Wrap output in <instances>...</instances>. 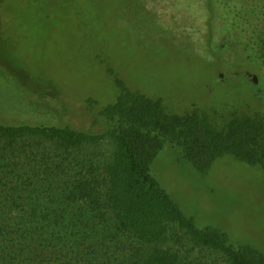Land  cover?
Here are the masks:
<instances>
[{
	"label": "rangeland",
	"instance_id": "rangeland-1",
	"mask_svg": "<svg viewBox=\"0 0 264 264\" xmlns=\"http://www.w3.org/2000/svg\"><path fill=\"white\" fill-rule=\"evenodd\" d=\"M126 1L0 0V121L84 128L90 121L85 99L114 101L115 77L161 98L171 112L197 107L220 115L233 109L264 113V65L239 59L230 48L223 59L215 57V43L232 42L233 35L217 28L212 42L206 41L202 0L188 7L190 0H147L159 22L124 15ZM113 151L108 138L80 145L65 161L71 166L66 178L78 177L77 170L100 175ZM151 172L198 226H215L230 242L264 253L260 167L222 155L201 172L166 144ZM157 245L175 251L179 264H228L221 251L195 243L176 224Z\"/></svg>",
	"mask_w": 264,
	"mask_h": 264
},
{
	"label": "trees",
	"instance_id": "trees-1",
	"mask_svg": "<svg viewBox=\"0 0 264 264\" xmlns=\"http://www.w3.org/2000/svg\"><path fill=\"white\" fill-rule=\"evenodd\" d=\"M147 2L126 1L124 15L159 22ZM202 4L206 41L212 42L217 28L233 35L232 42L215 43V57L223 59L231 49L239 59L264 65V0ZM115 83L114 101L85 99L90 121L84 128L0 121V264H179L175 251L157 245L171 224L195 243L221 251L228 264H264V253L254 246L230 242L215 226H198L151 172L166 144L201 172L222 155L264 170V113L233 109L220 115L197 107L171 112L161 98L117 77ZM104 138L114 151L103 172L77 170L78 177L67 179L71 152Z\"/></svg>",
	"mask_w": 264,
	"mask_h": 264
},
{
	"label": "water",
	"instance_id": "water-1",
	"mask_svg": "<svg viewBox=\"0 0 264 264\" xmlns=\"http://www.w3.org/2000/svg\"><path fill=\"white\" fill-rule=\"evenodd\" d=\"M253 78H254V80H256V77L255 76H253Z\"/></svg>",
	"mask_w": 264,
	"mask_h": 264
}]
</instances>
